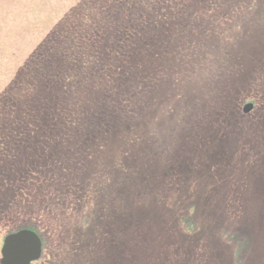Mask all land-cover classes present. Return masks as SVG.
<instances>
[{
    "label": "rangeland",
    "instance_id": "rangeland-1",
    "mask_svg": "<svg viewBox=\"0 0 264 264\" xmlns=\"http://www.w3.org/2000/svg\"><path fill=\"white\" fill-rule=\"evenodd\" d=\"M210 1L200 10L207 0H168L156 13L144 6L150 26L136 39L118 22H129L132 9L141 13L143 0H0V100L29 82L21 69L45 44L41 82L32 88L40 101L35 129L46 126L41 100L60 99L65 107L64 97H72L79 109L86 104L82 120L97 105L121 106L95 138L100 148L91 161H78L90 141L70 121L29 143L28 150L55 159L59 151L69 155L62 161L69 174L88 191L91 181L84 206L39 213L26 205L17 214L40 221L38 264H264V0ZM62 35L75 38L66 51L83 44L78 55L106 47L117 49L120 61L138 59L126 71L136 91L102 82L95 67L107 60L95 55L70 76L73 93L57 89L50 79L63 71L62 57L53 58L52 40L60 44ZM247 103L252 108L244 112ZM46 113L52 116L51 105ZM39 162L47 176L58 161ZM33 185L27 181L26 195ZM17 228L0 224V248Z\"/></svg>",
    "mask_w": 264,
    "mask_h": 264
},
{
    "label": "trees",
    "instance_id": "trees-1",
    "mask_svg": "<svg viewBox=\"0 0 264 264\" xmlns=\"http://www.w3.org/2000/svg\"><path fill=\"white\" fill-rule=\"evenodd\" d=\"M207 1L208 4L199 5L200 8L197 10L204 9L212 3L210 0ZM140 4H143L141 13H137L136 9H132L129 13V22H118L121 31H128V35L130 34V36L135 37L136 39L140 38V36L144 34V29H148L150 26H144V6L146 11H148V7H152V10H156V13L159 9H166L167 5H169L168 0H143ZM182 6L183 5L178 4L174 7L179 9ZM130 26H132V29H129ZM177 27H179V25ZM135 34L137 37L134 36ZM69 39L75 38H70L68 35H62L60 37V44L57 43V39L52 40L56 43L52 48H58V50L55 51L58 55L53 58L62 57L61 67H63V71L59 72L56 70L54 77L50 79L53 81L54 78L55 87L57 89H60L57 86L61 85L64 87V90H62L63 93H73L71 83L75 81L76 77L70 76L76 74L78 67L81 68L82 71V66L92 63V57L95 55L101 60H107V64L103 63L99 69L95 67L97 75L100 78L102 77V82L103 80L106 82L111 81L113 89L116 88L119 90V88H121L128 94L136 91L135 87H132L133 85H131L129 80H126L128 76L126 75V71L127 69L133 70L132 66L135 65H129V63L136 62L138 59L133 58V56L129 54L125 57V60L120 61L118 59L119 54L117 49L109 51L104 45L102 46L105 47V50L100 49L95 52L94 55H92L91 51L87 54L78 55V50L83 47V44L77 49L66 51V48L69 45ZM139 43L144 44V40L141 39ZM85 44L87 45L88 42ZM42 46L43 48H41L40 51L38 50L37 54L21 69L20 73H27L30 76L29 82H25L24 85L21 86V91L16 88L18 90L13 92L14 95L6 98L2 97L0 100V114L3 117V119L0 120V163H2L1 161H14L15 163L13 169H8L0 164V224L4 222V224L7 225L10 222L16 227H19L17 229L28 228L36 233H38L37 228L40 221L33 218L32 215L27 219L21 220L16 217L26 205L29 206L27 208L32 210V212L36 209L39 213L49 212L52 206H63L67 207L69 210L80 207V205L84 206L85 202L82 203L80 199L86 196L89 191L91 192V181L88 179V191L83 184H79L80 182L78 179H75V174H69L67 168L62 164V161H68L69 155L61 154L59 151L56 153L55 159L41 152V148H31L28 150L29 143L41 138L45 131L53 132L60 129V122L70 121L72 127L70 129L76 131L78 135L81 134V136H83L84 134L87 141H90L89 148L81 147L79 149L80 157L78 161H91V159H93L99 152L100 148L98 146L94 149L93 146L97 143L95 138L100 137L101 132H107L110 121L114 123L117 110L121 108V106L118 107L117 105H108L100 109L97 105L95 109H91L94 115L92 114L87 119L82 120V113L85 115L86 104L79 109L80 104L75 102L74 99H71L72 97H64L65 107L57 101L60 99H51L49 104L41 100L44 105H46L42 116V121L46 120V126L43 129L39 126L42 132H40L38 128L35 129L33 124L39 120L41 115L37 114L35 117L33 114V106L40 101L36 100V95L39 90L36 89V92L34 93V89L32 88L39 87L41 82L39 77L42 72L39 65V59L49 53L44 50L45 44ZM61 46L64 47L62 48ZM101 52H103V54L102 56H99L101 55ZM130 59L134 61H129ZM32 83H37V85H33ZM31 89L32 92L29 94L28 91ZM110 91L111 89L107 92ZM50 105L51 117L46 113ZM83 124L86 126L85 128L83 127ZM26 140L28 142H26ZM42 147H44V145H42ZM20 149L23 150V159L18 160ZM17 160L27 161L26 166L23 168L19 167ZM39 161L58 162L50 164V170L47 173V176H42L38 171V164L41 163ZM53 169H57L55 171L57 172L56 177L51 174ZM137 170H139V168L133 169L134 175L136 176L135 179L142 180L141 175L137 173ZM28 180L33 182L34 185L29 190V195H26L25 184ZM33 201L37 206L32 204ZM14 219L15 222L13 221ZM38 262L39 261H36L34 263L38 264Z\"/></svg>",
    "mask_w": 264,
    "mask_h": 264
},
{
    "label": "water",
    "instance_id": "water-1",
    "mask_svg": "<svg viewBox=\"0 0 264 264\" xmlns=\"http://www.w3.org/2000/svg\"><path fill=\"white\" fill-rule=\"evenodd\" d=\"M252 104L247 103L243 111L248 112ZM43 252L41 237L35 231L22 228L8 233L0 248V264H33Z\"/></svg>",
    "mask_w": 264,
    "mask_h": 264
}]
</instances>
